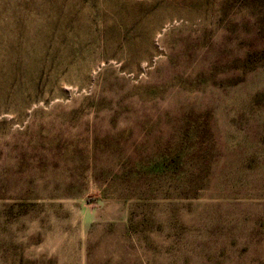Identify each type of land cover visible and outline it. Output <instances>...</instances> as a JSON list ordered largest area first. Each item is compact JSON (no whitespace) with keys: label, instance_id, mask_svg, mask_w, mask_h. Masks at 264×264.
<instances>
[{"label":"rangeland","instance_id":"rangeland-1","mask_svg":"<svg viewBox=\"0 0 264 264\" xmlns=\"http://www.w3.org/2000/svg\"><path fill=\"white\" fill-rule=\"evenodd\" d=\"M11 45L0 264H264V0H0Z\"/></svg>","mask_w":264,"mask_h":264},{"label":"trees","instance_id":"trees-1","mask_svg":"<svg viewBox=\"0 0 264 264\" xmlns=\"http://www.w3.org/2000/svg\"><path fill=\"white\" fill-rule=\"evenodd\" d=\"M16 37H20V34L18 32L13 34ZM4 52L6 53L5 59H3L2 57L0 58V74L1 75H5L8 76L9 78L12 77V83L14 85L15 82V78L18 77L19 74V70L17 69H12L15 65H19V63H21L20 59H19V49L15 48V45H11V46H2ZM43 53L41 54V56H39V60L36 62L38 64V66L41 68V71L43 72L46 69V63L48 62L49 59V53L51 52V49L49 48V46L45 43L44 48H43ZM10 52V57L8 59V62L10 64V69L6 70L4 63L5 60L7 58V54ZM18 71V74H16V72ZM10 84V85H11ZM10 87H13L12 85Z\"/></svg>","mask_w":264,"mask_h":264}]
</instances>
